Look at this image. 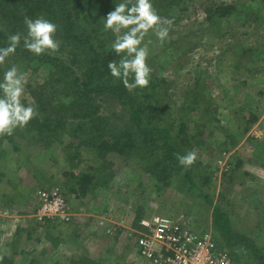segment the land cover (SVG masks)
Wrapping results in <instances>:
<instances>
[{
	"label": "rangeland",
	"instance_id": "374dc122",
	"mask_svg": "<svg viewBox=\"0 0 264 264\" xmlns=\"http://www.w3.org/2000/svg\"><path fill=\"white\" fill-rule=\"evenodd\" d=\"M210 2L234 4L240 14L212 25L207 21ZM180 6L169 16L172 26L167 42L161 44L150 37L151 75L157 82H167L152 99L151 88L129 93L120 88L124 103L108 91H85L83 82L93 53L88 46L65 39L62 30L66 21L53 13L44 18L57 25L59 50L31 59L24 55L10 58L0 67V76L13 64L27 73L24 99L37 109L27 127L12 136H0V264H81L91 260L146 264L134 235L139 214L141 219L156 213L181 218L197 232L208 228L219 240L220 230L213 222L215 205H221L223 213L234 208L233 231L248 236L256 249L263 247L264 228L259 227L258 211L264 208V164H254L253 154L264 142V60L234 73L232 57L236 49L253 46L264 59L260 54L264 52V24L255 18H264V0H183ZM251 13L255 17L246 23ZM101 23L102 18L82 14L75 18L73 34L97 50L110 46L114 37L100 29ZM11 30L10 26L7 37L27 31ZM179 38H189L182 46L191 40L190 49H175L173 44ZM200 73L214 101L216 117L203 138L184 148L196 154L194 171L202 174L199 180L210 179L205 187L197 181L198 189L190 190L184 176L186 167L164 159L163 138L151 143L143 137L129 106L137 107L143 100L153 108L154 119L149 118V110L142 115L144 133L160 127L159 123L169 130L173 144H183L184 138L177 135L178 110L189 100ZM95 81L123 85L110 74ZM250 113L258 120L243 134ZM46 120L49 133L46 126H40ZM234 133L238 144L227 140ZM121 138L122 143H132L130 151L120 154L101 149L105 139L116 142ZM263 155L261 151L257 157ZM233 169L248 173L241 186L224 177ZM55 189L64 196L68 211L63 218L39 222L38 195ZM201 194L213 201L212 206ZM47 221H51L49 227ZM244 255L241 264L256 263L255 256Z\"/></svg>",
	"mask_w": 264,
	"mask_h": 264
},
{
	"label": "trees",
	"instance_id": "16d2710c",
	"mask_svg": "<svg viewBox=\"0 0 264 264\" xmlns=\"http://www.w3.org/2000/svg\"><path fill=\"white\" fill-rule=\"evenodd\" d=\"M121 2V0H0V4L3 5V9H0V15H1V23L0 27V47H3L6 45L7 41V33H9V27H12V32H21L23 30H26V26L24 24V18L25 16L36 19L40 17H47V14H54L55 16H61L66 21V27L62 30L63 37L67 40L79 42L80 44H84L89 47V49L93 53V57L90 59V65L86 73L85 81L83 82L84 90L87 92H103L108 91L110 93H114L117 95L118 99L121 100V102L124 103V99L122 97V91L120 88H124L126 91L127 89L121 85V87H117L113 82L111 84H105L99 85L96 83L97 77H105L106 75L110 74L108 70V63L113 60H118L119 58L112 52L110 46L102 47L99 50L95 49L94 46H92L91 43L88 41H85L83 39H80L78 36L73 34V23L75 22V18L78 16H81L82 14H90L92 17L99 19H104L107 17V15L115 9L116 3ZM153 7L157 11V13L162 18L169 19V16L171 15V11L174 8H181V4L183 3V0H154L152 1ZM14 6V8H13ZM19 10V14L17 12ZM170 10V13H168ZM182 11V10H181ZM207 21L209 23H212V25L216 21L224 20L227 17L235 16L240 14V9L234 5V4H226V3H218V2H210L209 3V9L207 10ZM97 14V15H96ZM253 13L247 15L246 17V23L250 21V19L254 16H252ZM255 17V16H254ZM256 21L264 24V18L259 19V16L256 15ZM209 25V24H208ZM103 28V21L101 23L100 29ZM26 34V33H24ZM223 36H226L224 33ZM105 37V36H104ZM264 38V36L262 37ZM180 39V38H179ZM189 38H186L188 40ZM185 38L180 39L176 43L173 44L174 48L179 49H185V47L191 46L193 42L189 40V44L187 43L185 47L182 46V42L186 41ZM240 46L241 43H238ZM194 46V45H193ZM241 48V47H240ZM233 49H229L228 53L232 54ZM263 52V51H262ZM260 54H264V52ZM26 57L27 59H31L35 57L28 51H26L23 48V45L17 49V52L14 56L11 58H17V57ZM44 56V54L42 55ZM232 57L234 60H232V66L234 69V73L238 72L243 66L248 65H254L261 63L264 59L260 57L258 53V49L253 46H249L246 49H236V51L233 52ZM46 57V56H45ZM264 57V56H263ZM158 58V56H157ZM156 61L157 59H152ZM230 61V60H229ZM231 67V64H230ZM232 68V67H231ZM203 74L200 73L196 79H194L193 86L191 87L189 94L190 98L188 101H184L183 106L179 108L178 110V121H177V135L182 136L184 138L183 144H173V137H171L169 130L165 127H162L159 123L158 125L160 127H157L155 129H152V131L144 133L143 126H142V115L145 114L146 111H150L149 118H155L153 114L151 115V112L153 113V108L150 109L149 105H145L143 100H140L137 107L130 104L129 109L131 111L132 119L136 120V123L138 125V130L143 134V137L146 139H150L149 141L151 143H157L156 138H163V144L165 146V152L162 151V156H164V159H171L175 163H178V158L180 156L185 155V153H188L184 148L186 145L190 146L192 143H195L197 140L203 138L204 131L207 130L208 125H210L213 121H215L216 117V110L213 108L214 101L210 97V92L207 91V83L206 80H202ZM110 81V80H109ZM167 83L165 79L157 80L153 75H151V81L148 88H151L153 93L149 95L150 99L157 96L154 92H159L160 86L162 84ZM128 92V91H127ZM126 92V93H127ZM129 93V92H128ZM34 97H36L37 93L34 91L32 92ZM159 99V97H158ZM158 99L155 100V103H158ZM128 102H126L127 104ZM44 120V119H42ZM158 121L161 120V118L157 119ZM245 127L242 129L243 134H246L250 132L253 128V126L256 124L258 117L254 115L253 113L249 114V118L245 119ZM47 122L49 121H41L40 126L45 127V131L49 133L51 129L47 127ZM44 125V126H43ZM230 124L229 126H231ZM237 128H240V126H236ZM242 128V127H241ZM236 129H234L235 131ZM232 131V133L234 132ZM193 132V133H192ZM192 133V134H191ZM42 134V132L40 133ZM237 136L235 133L234 135H228V141L231 140L232 143L238 144L239 141L236 140ZM186 140V141H185ZM104 141V140H103ZM102 141V142H103ZM123 138L116 140V142L105 139V141L102 144L101 149L102 150H114L118 151V153L123 154L126 153L125 150L130 151V148L132 146V143H122ZM192 142V143H191ZM229 144H226L224 146H227ZM115 146V147H114ZM106 148V149H105ZM100 150V149H99ZM153 153H155L156 149L153 147ZM261 151H264V142H260L258 147H256V150L254 151L253 157L256 159L257 162H254V164H264V155L262 157H257V154H259ZM166 155V156H165ZM163 159V158H162ZM159 165V163H156V168ZM180 165V164H179ZM182 166V165H181ZM195 163L191 167H187V171H185L184 176L187 178L189 182L190 190L196 189L197 187V181L200 182V186H206L210 179L205 178L203 181L201 179L199 180V176H202L201 173L194 171ZM227 174V175H226ZM230 180L231 183L234 185H238L237 183L240 182L239 186L243 184V182H246V178L248 177V173H241L239 169H233L230 170V172L225 173V178ZM86 179V177H84ZM198 189V188H197ZM247 190V189H246ZM202 193V192H201ZM203 196L207 203L212 206L213 201L207 200V197L201 194ZM257 205V210H259ZM261 216V222L259 223L260 229L264 228V208L261 211H258ZM234 213V208H232L228 213L222 212L221 205H215L213 209V222L216 229L220 230V237L219 240L216 239V237L213 235V240L217 245L218 249L225 250L228 248L230 250V257L238 264H241L242 258L244 255V252H247V254H251L255 256V264H264V242L263 247L261 249H256L254 246H252L251 239H249L248 236L241 235L240 233H235L233 231V228L231 226V218ZM236 214V213H235ZM141 214H139V217L137 218L136 227L139 228V221L141 219ZM46 224L49 227L51 224V221H47ZM208 228L204 229L202 232H207ZM209 232V231H208ZM260 244V243H259ZM55 245H58L56 243ZM228 252V251H227ZM245 256V255H244ZM33 261H31L32 263ZM30 263V264H31ZM74 264H80V261ZM81 264H100L98 262H95L93 260L87 261Z\"/></svg>",
	"mask_w": 264,
	"mask_h": 264
},
{
	"label": "clouds",
	"instance_id": "9594fccd",
	"mask_svg": "<svg viewBox=\"0 0 264 264\" xmlns=\"http://www.w3.org/2000/svg\"><path fill=\"white\" fill-rule=\"evenodd\" d=\"M103 28L114 39L110 45L119 58L108 63L110 75L123 83L128 92L147 89L152 68L148 64L150 45L155 37L161 44L170 36L172 21L162 18L153 7L152 0H121L106 18ZM26 34L8 36L6 45L0 47V67L8 63L17 49L23 48L34 56L57 52V25L43 17L24 18ZM27 73L13 64L0 76V136H12L19 128H25L37 115L34 105L25 102ZM196 154L189 152L180 156L178 162L191 167Z\"/></svg>",
	"mask_w": 264,
	"mask_h": 264
},
{
	"label": "built area",
	"instance_id": "2783aa9c",
	"mask_svg": "<svg viewBox=\"0 0 264 264\" xmlns=\"http://www.w3.org/2000/svg\"><path fill=\"white\" fill-rule=\"evenodd\" d=\"M38 200L39 222L63 218L68 211L59 189L40 192ZM134 235L146 264H238L227 251L217 248L209 232H197L181 218L156 213L141 219Z\"/></svg>",
	"mask_w": 264,
	"mask_h": 264
}]
</instances>
